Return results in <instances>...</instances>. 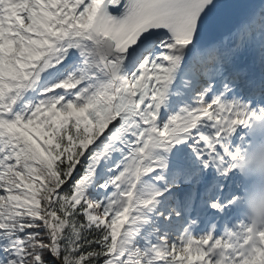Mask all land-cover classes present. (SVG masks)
<instances>
[{
  "label": "snow or ice",
  "instance_id": "snow-or-ice-1",
  "mask_svg": "<svg viewBox=\"0 0 264 264\" xmlns=\"http://www.w3.org/2000/svg\"><path fill=\"white\" fill-rule=\"evenodd\" d=\"M258 136L264 2L0 0V264H264Z\"/></svg>",
  "mask_w": 264,
  "mask_h": 264
},
{
  "label": "clouds",
  "instance_id": "clouds-1",
  "mask_svg": "<svg viewBox=\"0 0 264 264\" xmlns=\"http://www.w3.org/2000/svg\"><path fill=\"white\" fill-rule=\"evenodd\" d=\"M264 150V141L259 143H252L250 147H248L247 152L248 155H251L253 153H258L260 151ZM255 177L256 181L254 183H249L250 178ZM247 185L242 188V192L248 196L253 197L256 200H260L261 198H264V174L260 173L256 170H251L249 172L248 178H247ZM245 211L251 215L252 207L249 204L248 200H245L244 203Z\"/></svg>",
  "mask_w": 264,
  "mask_h": 264
}]
</instances>
